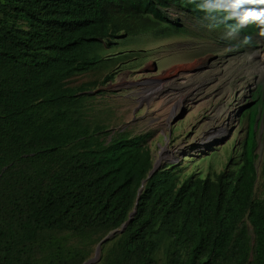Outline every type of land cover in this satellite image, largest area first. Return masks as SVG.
Listing matches in <instances>:
<instances>
[{"label":"trees","instance_id":"obj_1","mask_svg":"<svg viewBox=\"0 0 264 264\" xmlns=\"http://www.w3.org/2000/svg\"><path fill=\"white\" fill-rule=\"evenodd\" d=\"M187 1L229 19L220 0H0V264H83L92 247L72 237L96 244L126 222L102 264H264L253 132L221 171L149 177V133L109 131L83 107L97 83L69 85L171 3L203 13Z\"/></svg>","mask_w":264,"mask_h":264},{"label":"rangeland","instance_id":"obj_2","mask_svg":"<svg viewBox=\"0 0 264 264\" xmlns=\"http://www.w3.org/2000/svg\"><path fill=\"white\" fill-rule=\"evenodd\" d=\"M164 10L167 22L148 26L149 31L137 35L121 33L112 46L98 50L102 59L89 71L71 78L69 85L78 88L96 82L90 91L92 95L83 102L90 116L108 125L113 133L122 131L131 136L149 133L146 145L151 149L154 164L159 163L157 171L177 164L175 171H181V181L191 172L205 176L221 171L235 149L234 159L237 158L247 127L244 119L251 114L255 120V111L259 106L264 107L255 103L247 108L242 115L244 123L239 125L240 96L247 86L264 82V59L252 58L253 51L264 54V42H261L264 38L258 37L260 47L246 49L254 37L246 31L234 32L239 35L235 39L228 30L217 26L215 39V26L206 24L205 19L195 18L174 4ZM254 32L261 34L264 28ZM242 37H245V53H236L233 48H239ZM246 37L251 40L246 41ZM110 73L114 74L113 79L103 84L104 77ZM152 80L156 82L152 84ZM146 81L150 85L143 83ZM163 84L166 85L163 91L143 96V88ZM179 95L184 103L173 112ZM183 112H186L184 117ZM221 128H225L222 135L209 138L213 130ZM261 133L257 149L256 194L259 196L264 194V129ZM206 139L209 140L205 142ZM102 240L93 244L72 237L74 244L92 247L90 259L97 256L93 264H102L111 246L112 242L108 243L104 251L100 247L96 255ZM159 261L163 262L161 253Z\"/></svg>","mask_w":264,"mask_h":264},{"label":"clouds","instance_id":"obj_3","mask_svg":"<svg viewBox=\"0 0 264 264\" xmlns=\"http://www.w3.org/2000/svg\"><path fill=\"white\" fill-rule=\"evenodd\" d=\"M187 3H199L202 7V9H200V11H203V13H197L191 9L186 8L185 6H180V5H177L174 3H171V4H174L179 9L188 12L189 15H191L195 18L205 19L206 24L214 25L215 26V32H214L215 34H213V37L215 39L217 38L216 34L218 32V30L216 29L217 26L223 27L224 31L228 30L230 36L234 37L235 39H239V35H235V33H238V30L241 29L243 32L246 31L251 36H254L253 37V43H251V45H248L246 47V49L250 46H253V47H260L261 46L260 40L258 39V37L263 36V38H264V32H262L261 34H257L254 32V30H260V29L264 28V0H220L217 3V5H218L217 7H220L221 13H223V15H225L227 18H229L227 20H231V21L226 20L225 22L222 21L223 19L220 16L216 15L215 10L214 11L212 10L210 12L205 10L204 4H202L201 1L200 2L199 1H187ZM168 7H166V8H168ZM165 13H166V11H165ZM165 22H167V21H165ZM180 24H182V23H177V25H180ZM206 35H207V33H206ZM124 36H126V35H124ZM244 38L245 37H242L239 48L232 46V47H234L233 50H235L236 53H245L244 50H246V49H244V47H243V42L245 41ZM250 40H251V37H246V41H250ZM261 42H264V40H262ZM252 58L264 59V54L259 50L255 51V52L253 51ZM255 103L259 104V105L260 104L264 105V82L260 81V82L255 83V85H253V86H247L245 89V93H243L240 96V100L238 102V109H237L238 122H239V125H242L244 123V121L246 120L247 121V127L245 130L243 141L241 143L242 149L240 152H238V150H237V153H238L237 158L243 153L244 146H245L246 141L248 139L249 133H251V132L254 133V136L257 140L256 153L258 154V157H259V153L257 152V149L259 147V141H260V137L262 135L261 131L264 129V107L259 106V108L255 111V117H256L255 120L252 119L251 114L249 115L248 118H245L244 121L242 120V115L245 112V110L247 108L252 107ZM185 114H186V112H183L182 117H184ZM236 117H237V115H236ZM255 122H256V126H255ZM261 123H262V125H261ZM235 152H236V149L234 150L231 158L228 160L229 161L228 163L233 162ZM258 157H257V159H258ZM257 159H256V166H257Z\"/></svg>","mask_w":264,"mask_h":264},{"label":"bare ground","instance_id":"obj_4","mask_svg":"<svg viewBox=\"0 0 264 264\" xmlns=\"http://www.w3.org/2000/svg\"><path fill=\"white\" fill-rule=\"evenodd\" d=\"M156 81H154V80H152V84L153 83H155ZM143 83H146V84H148V85H150V81H146V82H143ZM143 86H144V84H143ZM166 85L165 84H163V86H156L155 85V87H151V86H148V87H146V88H143L142 90H143V96L145 97V96H147V95H149V96H151L153 93H158V92H161V91H163L164 90V87H165ZM167 88H168V86H167ZM182 103H184V99L182 98V96L181 95H179L178 96V98H176L175 99V101H174V108H173V112H175L176 110H177V108L178 107H180V105L182 104ZM225 131V128H221V130H218V129H215V130H213L212 132H211V135L209 136V138H216V137H218V135H222V133ZM213 132H216V133H213ZM213 133V134H212ZM207 140H209V139H206V141L205 142H207ZM165 151H167V150H164V152Z\"/></svg>","mask_w":264,"mask_h":264},{"label":"water","instance_id":"obj_5","mask_svg":"<svg viewBox=\"0 0 264 264\" xmlns=\"http://www.w3.org/2000/svg\"><path fill=\"white\" fill-rule=\"evenodd\" d=\"M158 168H159V163L156 162V163L154 164L153 169L150 171V175H149V177H150L151 175H153V173H155V172L157 171ZM141 191H142V190H140V192H141ZM135 212H136V210H134V211L131 213L130 217H132V216L135 214ZM127 225H128V222L124 223V224H123V227H122L120 230H117V229H116V230H114L112 233H110L109 235H107L106 238L103 239L102 242L98 245L97 250H96V255L99 253V251H100V247H101V244H102L103 242L107 241V240L110 239L112 236H115L117 232H123V230L126 228ZM96 260H97V256L94 257V258H92V259H90V260H88V261H86V262L83 263V264H93V263L96 262Z\"/></svg>","mask_w":264,"mask_h":264}]
</instances>
